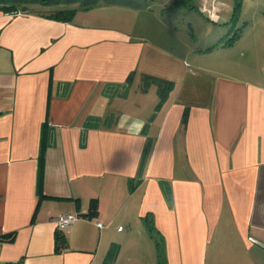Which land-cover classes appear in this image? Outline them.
<instances>
[{
    "label": "crops",
    "instance_id": "obj_1",
    "mask_svg": "<svg viewBox=\"0 0 264 264\" xmlns=\"http://www.w3.org/2000/svg\"><path fill=\"white\" fill-rule=\"evenodd\" d=\"M171 1L0 10V264H264V0Z\"/></svg>",
    "mask_w": 264,
    "mask_h": 264
},
{
    "label": "trees",
    "instance_id": "obj_2",
    "mask_svg": "<svg viewBox=\"0 0 264 264\" xmlns=\"http://www.w3.org/2000/svg\"><path fill=\"white\" fill-rule=\"evenodd\" d=\"M57 1H68V0H0V10L5 11H11L13 13L16 12H23V11H30L34 6L47 4L50 2H57ZM84 5H94L99 0H79ZM107 3L112 4H123V5H133L137 6L139 5V2L141 0H105ZM241 1L242 0H233V9H232V15L231 19L233 21L237 20L240 14L241 10ZM90 3V4H89ZM172 4L179 8H185L188 10H191L196 7L195 3H192L191 0H172ZM75 9H69V8H60V9H51L49 11L41 12L42 15H45L46 17L55 19V20H61V21H68L71 19ZM186 118H183V121H185ZM43 159H44V145H41V151H40V166L38 170L37 175V187L40 191L42 186V177H43ZM42 196V194H41ZM146 225L151 232V234H154L156 232L155 227L153 226L152 219L149 216H146ZM64 235L62 234L61 230L56 231L55 235V248L56 250H59L64 245ZM158 260L159 264H166V259L164 255V249L162 244L158 242Z\"/></svg>",
    "mask_w": 264,
    "mask_h": 264
},
{
    "label": "rangeland",
    "instance_id": "obj_3",
    "mask_svg": "<svg viewBox=\"0 0 264 264\" xmlns=\"http://www.w3.org/2000/svg\"><path fill=\"white\" fill-rule=\"evenodd\" d=\"M202 1L204 2V0H191V2L192 3H200V4H202ZM229 4V3H228ZM231 5V4H230ZM230 7H232V5L230 6ZM209 13V12H208ZM155 14H157V13H155ZM259 15V14H258ZM260 17V16H259ZM178 18H180V16L178 17ZM152 19H153V16H152ZM195 20L193 21V24L194 25H196L195 23ZM181 24L179 23V26H180ZM200 27H203V26H198V27H196L195 28V30L198 32V30H201L202 28H200ZM182 29H184V28H182ZM200 44H202L200 41H199V43H195V45L194 46H196V45H200ZM213 44H211V46H212ZM225 56V57H224ZM234 56V53H233V50H229V51H224V50H222L221 51V58H220V60H221V63H227V64H229V63H231V61H233L235 58L233 57ZM239 62H240V60H238ZM243 63H245V65H247V67L250 69V70H252V69H254L255 71H259V73L262 71V72H264V59H261V58H249V59H243ZM216 62H217V60H214V59H211V65H216ZM221 65V64H220ZM220 65H218V66H220ZM245 65H243V66H245ZM227 66H229V65H227ZM227 68V67H226Z\"/></svg>",
    "mask_w": 264,
    "mask_h": 264
},
{
    "label": "built area",
    "instance_id": "obj_4",
    "mask_svg": "<svg viewBox=\"0 0 264 264\" xmlns=\"http://www.w3.org/2000/svg\"><path fill=\"white\" fill-rule=\"evenodd\" d=\"M78 218H79V216L76 214H60V215H58L55 219L57 230H62L64 227L73 223ZM96 224L98 227H101L100 222H97Z\"/></svg>",
    "mask_w": 264,
    "mask_h": 264
},
{
    "label": "clouds",
    "instance_id": "obj_5",
    "mask_svg": "<svg viewBox=\"0 0 264 264\" xmlns=\"http://www.w3.org/2000/svg\"><path fill=\"white\" fill-rule=\"evenodd\" d=\"M126 123H134V124H136V126H137L138 128H141V129H142V127H143V121H139V120H137V121H133L131 117H129L127 114H124V115H122V116L120 117L119 125H120L121 127H123Z\"/></svg>",
    "mask_w": 264,
    "mask_h": 264
}]
</instances>
